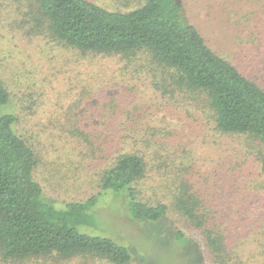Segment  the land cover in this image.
I'll return each mask as SVG.
<instances>
[{
	"label": "rangeland",
	"instance_id": "obj_1",
	"mask_svg": "<svg viewBox=\"0 0 264 264\" xmlns=\"http://www.w3.org/2000/svg\"><path fill=\"white\" fill-rule=\"evenodd\" d=\"M93 1L112 10L137 4ZM185 3L184 24L198 28L242 72L264 81V0ZM27 4L26 0H0V72L13 93V109L18 107L28 128L40 134L33 139L39 161L36 178L46 199L63 208L99 195L106 162L101 159L102 149L109 156L116 141L111 134L136 123L139 127L170 123L179 150L193 156L189 180L224 217L233 263L264 264V145L247 136L220 134L202 110L157 100L145 76L132 74L118 57H83L49 39L28 36L19 27ZM134 112L138 122L130 120ZM76 128L89 130V141L74 132ZM220 161L236 170L225 168L215 174L212 169ZM152 183L144 186L146 197L156 193ZM186 224L174 212L157 221L134 218L124 193L108 190L87 210L78 229L122 244L134 264H213L201 229ZM177 227L186 236L177 239ZM0 264L111 263L53 255L7 260L0 254Z\"/></svg>",
	"mask_w": 264,
	"mask_h": 264
},
{
	"label": "trees",
	"instance_id": "obj_2",
	"mask_svg": "<svg viewBox=\"0 0 264 264\" xmlns=\"http://www.w3.org/2000/svg\"><path fill=\"white\" fill-rule=\"evenodd\" d=\"M26 1L29 8L19 27L28 36L49 39L83 57H118L132 74L145 76L157 100L202 110L220 134L247 136L264 145V81L242 72L198 28L182 22L185 0H124L137 3L134 8L127 4V10H112L93 0ZM13 99L0 72V254L5 259L86 256L134 264L122 244L78 229L101 193L111 190L124 193L134 218L157 221L171 212L178 214L189 229H201L213 264H236L224 217L189 180L193 156L179 150L170 123H136L111 134L116 141L109 156L102 149L106 162L99 195L58 208L46 199L36 178L39 161L33 139L40 134L28 128L18 107L13 109ZM5 106L7 112L2 111ZM129 117L139 121L135 112ZM88 131L74 132L88 140ZM225 168L236 170L225 161L212 170L218 174ZM150 181L156 193L146 197L144 186ZM177 230V239L186 236Z\"/></svg>",
	"mask_w": 264,
	"mask_h": 264
}]
</instances>
